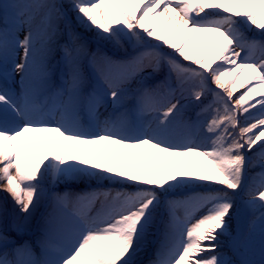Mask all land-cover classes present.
<instances>
[{
    "label": "snow or ice",
    "instance_id": "1",
    "mask_svg": "<svg viewBox=\"0 0 264 264\" xmlns=\"http://www.w3.org/2000/svg\"><path fill=\"white\" fill-rule=\"evenodd\" d=\"M0 80V264H264V0H0Z\"/></svg>",
    "mask_w": 264,
    "mask_h": 264
},
{
    "label": "rangeland",
    "instance_id": "2",
    "mask_svg": "<svg viewBox=\"0 0 264 264\" xmlns=\"http://www.w3.org/2000/svg\"><path fill=\"white\" fill-rule=\"evenodd\" d=\"M73 27L75 28L76 31H78L81 35H83L91 44H93L95 46V43H94V32H85V30L83 28H80L78 26H76L75 24V20H74V14H73ZM23 36V33H21V38ZM187 63V62H185ZM215 66V65H213ZM246 75V73H245ZM243 80V77H241V81ZM16 81L17 83L12 85L14 88H19V84H18V81H19V77L17 76L16 77ZM3 86V81L0 80V87ZM212 87L214 88L215 86L212 85ZM217 91H219V89H217ZM243 89H240L236 95L238 96L240 94V92H242ZM255 111V110H253ZM259 169V168H258ZM95 185V182H80V184L78 185L79 187H85V186H94ZM68 186H74V184L70 183V182H66V183H60L58 186H57V191H65V189L68 187ZM46 187H50V185H46ZM6 194L5 193H0V198H3ZM9 205H8V208H9V211H11L12 209V204H11V201L9 200ZM45 207L46 205L43 204L42 206H40V208L37 210V216H39L41 213H43L45 211Z\"/></svg>",
    "mask_w": 264,
    "mask_h": 264
},
{
    "label": "trees",
    "instance_id": "3",
    "mask_svg": "<svg viewBox=\"0 0 264 264\" xmlns=\"http://www.w3.org/2000/svg\"><path fill=\"white\" fill-rule=\"evenodd\" d=\"M111 19H112V17H111V15L109 16V20L111 21ZM91 46H92V44H91ZM258 146L259 145H257V148H258ZM253 152H256V148H254L253 149ZM249 155H251V153H249ZM259 167H257V168H255V169H253V172H256V171H259L260 169H258ZM70 183H72V184H74L76 187H72V186H68L66 189H65V191L67 190V191H73V192H79L80 190H77L78 188H77V185L78 184H80V182H75V183H73V182H70ZM107 187H118V186H112V185H106ZM213 187H218V186H216V185H213ZM43 205V203L40 205V206H42ZM40 208V207H39ZM38 208V209H39ZM37 209V210H38ZM36 215H37V213H36ZM178 215H180V216H183V212L182 211H180V212H178ZM149 239L150 240H152V239H154L153 237H149ZM154 253H155V244H151L150 246H149V248H148V250L145 252V253H143L142 255H141V257H140V259H141V261L143 262V264H149V261H151L152 259H154Z\"/></svg>",
    "mask_w": 264,
    "mask_h": 264
}]
</instances>
